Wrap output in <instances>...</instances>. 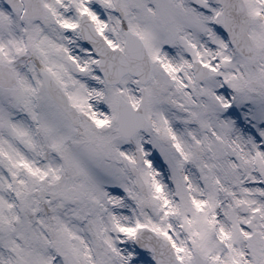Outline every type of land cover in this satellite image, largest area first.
I'll return each instance as SVG.
<instances>
[{"label": "snow or ice", "instance_id": "6c2138e0", "mask_svg": "<svg viewBox=\"0 0 264 264\" xmlns=\"http://www.w3.org/2000/svg\"><path fill=\"white\" fill-rule=\"evenodd\" d=\"M0 264H264V0H0Z\"/></svg>", "mask_w": 264, "mask_h": 264}]
</instances>
